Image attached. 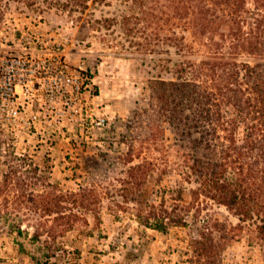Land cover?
<instances>
[{
  "label": "rangeland",
  "instance_id": "rangeland-1",
  "mask_svg": "<svg viewBox=\"0 0 264 264\" xmlns=\"http://www.w3.org/2000/svg\"><path fill=\"white\" fill-rule=\"evenodd\" d=\"M204 4L218 16L231 13ZM173 7L0 0V38L54 30L68 39L67 62L87 76L72 123L0 126V264H204V236L219 246L221 264H264L252 223L211 200L186 171L174 147L180 138L155 115L150 89L186 58H255L232 40L220 48L226 30L196 37ZM90 118H106V126L89 130Z\"/></svg>",
  "mask_w": 264,
  "mask_h": 264
},
{
  "label": "trees",
  "instance_id": "trees-1",
  "mask_svg": "<svg viewBox=\"0 0 264 264\" xmlns=\"http://www.w3.org/2000/svg\"><path fill=\"white\" fill-rule=\"evenodd\" d=\"M170 1L175 17L190 24L196 37L226 30L220 48L232 40L234 50L255 58H186L172 77L151 80L150 89L155 115L180 138L174 147L182 151L186 171L198 177L211 200L252 223L264 243V0H254L253 11L248 0H211L231 9L224 16L206 0ZM174 224L186 225L181 219ZM203 239L204 264H221L219 246Z\"/></svg>",
  "mask_w": 264,
  "mask_h": 264
},
{
  "label": "built area",
  "instance_id": "built-area-1",
  "mask_svg": "<svg viewBox=\"0 0 264 264\" xmlns=\"http://www.w3.org/2000/svg\"><path fill=\"white\" fill-rule=\"evenodd\" d=\"M68 39L39 28L0 38V126L11 132L42 124L73 122L82 104L87 76L66 60ZM39 103L40 110H35ZM88 121V129L106 126Z\"/></svg>",
  "mask_w": 264,
  "mask_h": 264
}]
</instances>
